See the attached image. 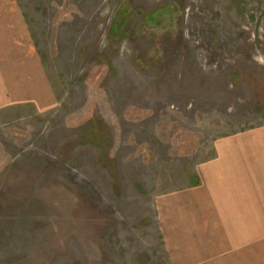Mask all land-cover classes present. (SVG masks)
<instances>
[{
    "label": "rangeland",
    "instance_id": "1",
    "mask_svg": "<svg viewBox=\"0 0 264 264\" xmlns=\"http://www.w3.org/2000/svg\"><path fill=\"white\" fill-rule=\"evenodd\" d=\"M0 1L46 80L4 73L0 264H204L190 200L264 139V0Z\"/></svg>",
    "mask_w": 264,
    "mask_h": 264
},
{
    "label": "crops",
    "instance_id": "2",
    "mask_svg": "<svg viewBox=\"0 0 264 264\" xmlns=\"http://www.w3.org/2000/svg\"><path fill=\"white\" fill-rule=\"evenodd\" d=\"M15 27L19 35L23 28L16 5L0 1V49L15 37ZM22 57L27 54H0V59H8V63L0 61V90L5 88V70L10 69L7 88L20 89L22 96L37 100V92L31 90H37L38 85L46 90V80H37L35 64L22 71V64L15 69V62L18 64ZM255 138L249 139L251 146L229 148L225 155L220 154L206 169L204 185L199 188L204 193L190 200L199 207L189 213L206 253L204 264H264V139ZM190 243L196 244L191 238Z\"/></svg>",
    "mask_w": 264,
    "mask_h": 264
}]
</instances>
